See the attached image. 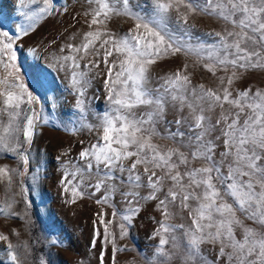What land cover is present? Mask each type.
<instances>
[{
  "label": "snow or ice",
  "instance_id": "6c2138e0",
  "mask_svg": "<svg viewBox=\"0 0 264 264\" xmlns=\"http://www.w3.org/2000/svg\"><path fill=\"white\" fill-rule=\"evenodd\" d=\"M27 2L37 6L28 17L33 22L28 28L34 26L36 19L56 11L55 0ZM86 2L91 8L86 12L91 30L84 33L80 45L68 46L69 53L63 56L61 67L69 72L71 87L77 95V110L86 119L83 98L89 77L88 72L78 71L81 69L79 61L102 54L110 107L101 118L96 143L80 151L79 166L65 171L62 177L64 191H70L72 202H75V197L83 195L82 187L87 186L93 195L102 193L96 201L98 204H108L118 191L129 213L139 211L141 199L157 200L163 219L156 229V235L160 237L156 255L165 260L171 256L165 250L168 237L177 229L185 228L183 224L168 222L169 205H178L188 211L190 220L184 231L189 259L195 257L202 243L213 242L220 244L219 256L226 257L230 264H264V235L244 228L243 238L237 240L234 227L242 222L236 217L233 205L225 200V197H231L249 219L264 224V90L249 88L235 96L230 90L238 78L237 70L264 68V0H146L150 11L145 14L134 10L140 5H133L132 0ZM20 4L27 6L25 0H20ZM196 12L216 16L231 28L213 33L217 40L212 44L190 45L183 39L188 35L187 31L182 32L180 26H187L189 15ZM113 16H124L135 23L126 34L117 36L106 28ZM172 21L177 27L169 30ZM100 26H104L103 30ZM26 35L28 29L23 27L13 36L0 31V65L4 69L0 75V151L18 156L24 166L28 164V155L21 149L24 142L31 143L35 124L40 118L32 107L36 97L20 82L16 64L17 41ZM101 37L106 38L97 48ZM30 52L35 56V49ZM181 52L207 59L209 62L203 67L213 75L217 70L227 73L231 69V75L218 77L221 86L225 83L227 86L222 91L204 85L192 86L186 74L188 66L184 65L163 78L159 88H153L151 65L164 55L174 56ZM100 63L89 59L84 68H99ZM225 104L230 108L225 109ZM169 106L179 113L168 122L176 125V130L170 133L171 138L185 137L187 133L191 149L188 154L153 142L156 126L164 120ZM216 108L221 109L220 116L212 123L207 113ZM217 129L219 135L215 141H221L223 145L218 160L217 144L208 139L209 133ZM198 160L204 163L194 166L193 162ZM17 174L23 173L7 166L0 167V180H6L8 184ZM165 182L169 185L167 190ZM141 187L150 190L147 195H140ZM192 201H195L194 206ZM97 215L100 219L95 223L103 225V239L107 241L112 235L109 225L117 213L114 211L112 219L107 221L104 219L107 213ZM122 219L130 222L131 216L122 214ZM119 228L123 237L126 234L124 224ZM95 235L100 237L98 229ZM8 239L0 234V241ZM7 246L13 248L11 243ZM9 255L12 264H19L14 251ZM100 259L103 260V253Z\"/></svg>",
  "mask_w": 264,
  "mask_h": 264
},
{
  "label": "rangeland",
  "instance_id": "374dc122",
  "mask_svg": "<svg viewBox=\"0 0 264 264\" xmlns=\"http://www.w3.org/2000/svg\"><path fill=\"white\" fill-rule=\"evenodd\" d=\"M25 3L27 6L22 7L20 0H0V31L13 36L22 27L28 29V35L17 41L16 64L19 66L20 82L36 97L32 107L40 118L35 124L31 143L24 142L21 149L28 155L27 166L23 165L18 156L0 151V167L7 166L23 173L14 175L11 184L0 180V209H4L0 212V234L9 238L8 241H0V262L12 264L9 253L14 251L19 264H41L42 261L46 264H230L226 257L219 256L220 244L213 242L202 243L195 257L188 258L184 231L190 225V220L188 211L178 205H169L171 216L168 222L183 224L185 228L177 229L168 237L169 244L165 246V250L171 256L165 260L156 255L160 239L156 235V229L159 228L158 222L163 219L157 208V200L141 199L139 211L129 213L128 206L118 191L108 204H98L96 201L102 193L93 195L91 188L83 186V195L75 197V202H72L71 192L64 191L62 177L66 170L71 171L73 167L80 165V151L96 143L100 135L97 129L101 118L110 107L105 89L103 56L91 55L79 61L81 69L78 71L88 72L89 77L83 98L84 119L76 107L77 95L71 87L69 72L61 67V63L63 56L69 53L68 46L80 45L84 33L91 30L87 23L90 17L86 15V12L91 11L89 4L86 0H55L56 11L50 16L36 19L34 26L28 28L33 23L28 17L37 6L28 4L27 0ZM132 3L140 5V8L134 10L141 14L150 11L146 0H132ZM175 15L173 12L172 16ZM134 23L127 17L113 16L106 28L114 35L123 36ZM100 27L103 30L104 26ZM176 27L174 21L169 23V30ZM180 28L182 32L188 33L183 39L195 46L216 42L217 37L212 34L223 32L231 26L216 16L196 12L189 15L188 25H181ZM105 38L101 37V41H97V48ZM30 49L36 50L35 56ZM89 59L100 61V67L84 68ZM208 62L192 53L164 55L150 67V84L153 88H159L163 78L187 65L186 74L189 75L192 86L204 85L205 88L222 91L227 84L221 86L218 77L226 78L231 75V69L227 73L217 70L216 75H213L203 67ZM3 71V65H0V75ZM237 76L230 87L234 96L249 88L253 91L264 90V68L237 70ZM224 108L229 109L230 105L225 104ZM220 112L221 109L216 108L207 113L212 123L219 118ZM187 113L188 110L185 109L184 114ZM178 115L169 106L164 120L156 126L157 135L153 137V142L163 148H178L188 154L191 149L187 133L185 137L175 139L170 135L176 130V125H169L168 122ZM89 125L92 126L91 129ZM217 135L218 129L211 131L208 139L215 141ZM215 142L218 160L223 145L221 141ZM203 163L202 160L193 162L197 167ZM158 174L162 175L159 171ZM168 186V182H165V190ZM138 191L141 196H145L150 190L141 187ZM225 200L233 205L236 217L242 222L240 226L234 227L237 240L243 238L244 228H251L264 235V224L249 219L233 203L231 197H225ZM190 203L195 205V201ZM114 211L117 215L109 225L112 235L106 241L103 239V225L95 223L100 219L97 214L107 213L104 217L107 221L112 219ZM122 214L130 215V222L124 221ZM120 224L125 226L126 234L123 237L120 235ZM97 229L101 233L100 237L95 235ZM173 236L175 240L172 239ZM9 243L13 245L12 249L8 248Z\"/></svg>",
  "mask_w": 264,
  "mask_h": 264
}]
</instances>
